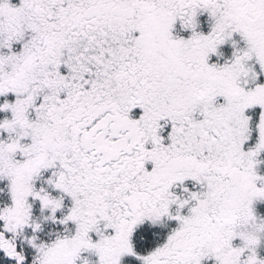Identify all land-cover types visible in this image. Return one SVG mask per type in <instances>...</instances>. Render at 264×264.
I'll use <instances>...</instances> for the list:
<instances>
[{"label":"snow or ice","instance_id":"snow-or-ice-1","mask_svg":"<svg viewBox=\"0 0 264 264\" xmlns=\"http://www.w3.org/2000/svg\"><path fill=\"white\" fill-rule=\"evenodd\" d=\"M261 153L264 0H0V264H264Z\"/></svg>","mask_w":264,"mask_h":264},{"label":"flooded vegetation","instance_id":"flooded-vegetation-1","mask_svg":"<svg viewBox=\"0 0 264 264\" xmlns=\"http://www.w3.org/2000/svg\"><path fill=\"white\" fill-rule=\"evenodd\" d=\"M13 2L16 3L18 2V0H13ZM162 225L165 227L157 229V226L150 227L146 224L144 227H142L143 229H140L138 231L137 238H140L138 246L140 248L141 254L142 252H145L147 249L154 247L157 244H162L165 241L169 231L174 228V226L172 225V221H165ZM141 237H143V239H141Z\"/></svg>","mask_w":264,"mask_h":264},{"label":"rangeland","instance_id":"rangeland-1","mask_svg":"<svg viewBox=\"0 0 264 264\" xmlns=\"http://www.w3.org/2000/svg\"><path fill=\"white\" fill-rule=\"evenodd\" d=\"M257 159L261 162V160H260L261 158L258 157ZM260 162L256 166V171H257V173L259 175H264V167L261 166ZM261 205L264 206V201H255L253 203V208L255 210L256 215L259 218H264L262 216V214L260 213V211H259V209H260L259 207ZM172 225L174 227H176V224H175L174 221H172ZM162 227H165V226H163L162 224L161 225H158L157 226V229H160ZM139 241H140V238H136V251L140 253V248L138 246ZM240 243L241 242L239 241L238 238L233 241V245L234 246H239ZM256 251H257V254H258V256L260 258H264V236H262L261 243L257 247ZM143 253L144 252H142V254ZM82 255H87V254H82ZM88 259L91 262V264H95V260H96V257L95 256H90V257H88ZM121 264H138V261H136L135 258H133V257L125 256V257L122 258ZM202 264H214V261L212 259H205V260L202 261Z\"/></svg>","mask_w":264,"mask_h":264},{"label":"trees","instance_id":"trees-1","mask_svg":"<svg viewBox=\"0 0 264 264\" xmlns=\"http://www.w3.org/2000/svg\"><path fill=\"white\" fill-rule=\"evenodd\" d=\"M261 156L259 157V158H262V161L260 162V164H261V166L262 167H264V153H261L260 154ZM261 160V159H260ZM260 209H259V211H260V213L262 214V216L264 217V206H260L259 207ZM141 229H143V228H141ZM46 230H47V228H46ZM137 238V237H136Z\"/></svg>","mask_w":264,"mask_h":264}]
</instances>
